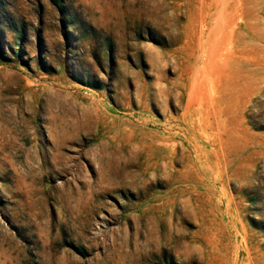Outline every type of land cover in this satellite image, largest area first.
Here are the masks:
<instances>
[{
    "label": "rangeland",
    "instance_id": "374dc122",
    "mask_svg": "<svg viewBox=\"0 0 264 264\" xmlns=\"http://www.w3.org/2000/svg\"><path fill=\"white\" fill-rule=\"evenodd\" d=\"M0 264H264V0H0Z\"/></svg>",
    "mask_w": 264,
    "mask_h": 264
},
{
    "label": "bare ground",
    "instance_id": "6f19581e",
    "mask_svg": "<svg viewBox=\"0 0 264 264\" xmlns=\"http://www.w3.org/2000/svg\"><path fill=\"white\" fill-rule=\"evenodd\" d=\"M222 10V9H221ZM224 11H225V7H224V9H223ZM228 20H226L225 21V23H223V28H226V27H228ZM244 29H246V30H249L250 32H253L254 30L252 29V27H251V25H248V24H244ZM231 31V30H230ZM211 32V31H210ZM230 33V32H229ZM223 34L225 35V32H223ZM228 39V38H227ZM227 42V41H226ZM225 42V43H226ZM225 43H223V44H225ZM230 47V46H229ZM222 48H226V47H224V46H222ZM227 50H228V48H227ZM223 51V50H222ZM225 53V52H224ZM224 53H222V54H224ZM237 53H238V50L236 49H230L229 50V54H228V56H229V58H230V66H226L225 68H226V70L228 71V69H231L232 71H234L235 73V76L238 74V68L236 67V66H238V60L236 59L237 57H238V55H237ZM231 66H234V68H236V69H232V67ZM232 71H230V72H232ZM232 74V73H231ZM227 76H228V73H227ZM227 76H225V78L227 77ZM232 76V75H231ZM238 76V75H237ZM230 79H231V77H230ZM230 79H228L227 78V80L224 82V83H222L223 85H222V89H221V93L223 92V94L225 93V95L227 94H229L230 96L229 97H232V95H234L235 94V92L237 91V88L240 86V85H238L239 83L238 82H236V80L235 79H232V80H230ZM237 79V78H236ZM225 80V79H224ZM239 90V89H238ZM214 91V90H213Z\"/></svg>",
    "mask_w": 264,
    "mask_h": 264
}]
</instances>
